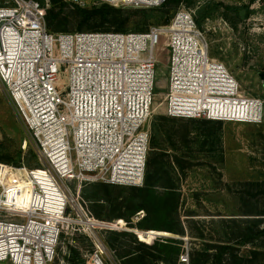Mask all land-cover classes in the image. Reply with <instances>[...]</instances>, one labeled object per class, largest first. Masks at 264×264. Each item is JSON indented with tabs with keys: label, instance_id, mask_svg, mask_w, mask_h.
<instances>
[{
	"label": "built area",
	"instance_id": "obj_1",
	"mask_svg": "<svg viewBox=\"0 0 264 264\" xmlns=\"http://www.w3.org/2000/svg\"><path fill=\"white\" fill-rule=\"evenodd\" d=\"M62 1L137 9L167 0ZM45 11L38 0L0 5V82L41 164L0 162V264H54L60 244L73 245L78 234L93 244L80 264H115L97 230L116 229L117 222L96 219L82 191L92 183L144 184L162 59L170 117L261 123L264 101L240 94L234 75L211 57L191 9L127 32H51ZM71 258L70 249L61 264H73Z\"/></svg>",
	"mask_w": 264,
	"mask_h": 264
},
{
	"label": "rangeland",
	"instance_id": "obj_2",
	"mask_svg": "<svg viewBox=\"0 0 264 264\" xmlns=\"http://www.w3.org/2000/svg\"><path fill=\"white\" fill-rule=\"evenodd\" d=\"M38 1L43 3L46 10L51 8L50 0ZM8 2L0 0V5ZM180 7L194 11L196 20L202 18L199 27L207 38L210 55L223 62L234 75L240 84V94L264 101V85L260 77V73L264 72V0H181L177 9ZM240 10H245L244 18ZM65 11L70 13L67 8ZM206 12L208 14L204 15ZM159 22L158 17L152 20L153 24L162 25ZM59 25L67 30L65 32H77L74 29L78 20L61 19ZM91 29L90 25H85L82 31H93ZM162 60L163 63L157 65L155 70V93L160 94L156 98L150 122L151 135L153 126L160 128L161 133L154 132L155 151L167 153L175 169L172 175L179 193L177 211L185 234L169 232L165 236H154L151 240L179 239L180 253L167 264H190V256L195 250H202L207 244L224 243L227 238L236 241L238 228L253 218L243 215V212L249 208H263L264 197H252L250 189L253 182L264 180V121L207 123L208 119H183L166 115L161 95L166 85L165 76L161 73L166 66V58ZM36 152L35 142L20 119L6 85L0 82V162L13 164L7 161L15 158L18 161L15 165L36 168L41 166ZM164 160H167V156ZM93 187L88 186L83 196L93 216L101 221L117 222L118 226L116 229H99L97 233L109 249L114 263L123 264L119 253H123L126 247L138 249V245L129 235L119 232H132L141 240L139 233H136L138 230H156L137 227V222L145 214L143 210L131 218L134 227L123 218H110L108 213L112 212H108L106 207L102 210L104 218H97L95 210L99 207L93 201L99 199L97 203H104L101 196L105 190ZM129 187L110 184L109 189L113 196L122 197L127 195ZM119 220L123 223L118 224ZM107 241H112L115 247H110ZM151 244L147 242L148 246ZM92 245L86 235L78 234L73 245L60 244L54 264H61L62 257L70 249L76 250L78 254L75 262H82L80 254L91 250ZM234 248L239 257L248 258L253 246L234 245ZM186 253L189 263L183 260ZM158 264L163 262L159 261Z\"/></svg>",
	"mask_w": 264,
	"mask_h": 264
},
{
	"label": "trees",
	"instance_id": "obj_3",
	"mask_svg": "<svg viewBox=\"0 0 264 264\" xmlns=\"http://www.w3.org/2000/svg\"><path fill=\"white\" fill-rule=\"evenodd\" d=\"M181 0H167L157 8H137L129 10L127 8L114 7L103 3L93 7H72L62 0H50L51 8L45 11V20L47 29L51 32H65L66 29L59 25V21L72 18L78 20V25L75 31H82L85 25H90L93 31H145L151 25L154 18L158 17L159 23L167 24L174 15ZM69 9L70 13L65 10ZM159 14L157 15V13ZM206 12L204 15H207ZM202 18L197 20L200 25ZM207 123L221 121L207 120ZM154 132L161 133L160 128L152 127L151 135V150L149 151L147 166L145 171L144 184L142 187L131 186L127 189V195L122 197L113 196L109 187L110 184L95 183L84 187L82 194L88 186L93 185V188H103L105 193L103 197L104 203H97L99 199H95L94 204L99 207L95 210L97 218L103 219L102 210L104 207L111 210L110 218H123L128 221L131 227L134 225L131 218L136 213L143 210L144 216L137 222V227L143 230H156L172 232L180 235L185 234L183 224L178 215L179 193L177 185L174 183L172 162L169 161L168 155L159 154L155 151V136ZM167 156V160L164 158ZM178 162V158L175 156ZM7 162L17 163L15 158L9 159ZM112 185V184H111ZM119 186V185H117ZM122 186V185H120ZM116 187V186H115ZM119 188V187H116ZM122 190V188H120ZM94 193V192H93ZM252 197H264V180L252 183L250 189ZM100 197L99 195H97ZM243 215L253 216L249 218V223L239 227L237 231V239L232 242L231 238H227L224 243L207 244L202 250H195L190 256V264H260L264 262V205L260 210L249 208L243 212ZM123 235H129L138 249L126 247L124 252L119 253L123 264H158L162 261L167 264L174 257L177 258L180 253L181 241L179 239H165V241H152L150 234L143 235L138 231V240L135 234L128 231L119 232ZM137 233V232H136ZM234 238V237H233ZM147 242L152 243L150 246ZM110 247H115L112 241H107ZM253 246L249 251V257H239L235 251L234 245ZM72 253V263L78 257L76 250Z\"/></svg>",
	"mask_w": 264,
	"mask_h": 264
},
{
	"label": "bare ground",
	"instance_id": "obj_4",
	"mask_svg": "<svg viewBox=\"0 0 264 264\" xmlns=\"http://www.w3.org/2000/svg\"><path fill=\"white\" fill-rule=\"evenodd\" d=\"M236 108H237V105L235 106ZM248 107H251L253 110L255 109V107H256V105L253 103L251 106H247V108ZM239 108L241 109L242 108V105L241 106H239ZM243 108L245 109V106L243 105ZM92 223H94V222H92ZM123 222H122V220H119L118 221V224H122ZM92 227H94L93 226V224L91 225ZM139 231V230H138ZM143 231H141V233H142ZM138 233V232H137ZM147 234H150L151 236H154V235H168V234H170L169 232H166V231H148V232H146ZM140 234V233H139ZM170 236V235H169Z\"/></svg>",
	"mask_w": 264,
	"mask_h": 264
},
{
	"label": "water",
	"instance_id": "obj_5",
	"mask_svg": "<svg viewBox=\"0 0 264 264\" xmlns=\"http://www.w3.org/2000/svg\"><path fill=\"white\" fill-rule=\"evenodd\" d=\"M240 15H241L242 18H244L245 17V10H240ZM260 77H261V79L263 81V85H264V72L260 73ZM142 234L145 235L146 232H142ZM154 236H161V235H154Z\"/></svg>",
	"mask_w": 264,
	"mask_h": 264
}]
</instances>
